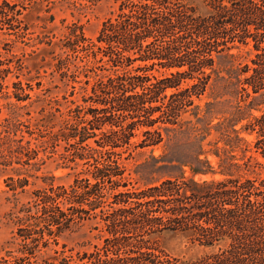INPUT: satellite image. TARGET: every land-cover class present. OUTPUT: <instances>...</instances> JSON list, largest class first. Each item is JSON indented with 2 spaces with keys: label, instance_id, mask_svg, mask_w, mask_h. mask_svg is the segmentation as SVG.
<instances>
[{
  "label": "trees",
  "instance_id": "obj_1",
  "mask_svg": "<svg viewBox=\"0 0 264 264\" xmlns=\"http://www.w3.org/2000/svg\"><path fill=\"white\" fill-rule=\"evenodd\" d=\"M116 1L95 40L75 26L64 45L113 70L97 74L85 104L51 135L86 168L68 186L34 192L14 236L16 251L0 264H57L38 253L91 219L103 243L59 264H264V177L239 174L251 157L241 162L234 154L242 140L237 125L264 103V0H203L206 13L185 0ZM25 9L0 0V29L23 28ZM249 44L251 63L236 64L232 50ZM11 62L0 59V96L31 99L29 83L6 90ZM185 79L193 83L182 88ZM208 88L212 99L195 104ZM244 129L256 133L254 148L264 157V109ZM138 131L137 146L151 154L134 171L145 187L130 188L120 149H129ZM158 146L163 151L155 155ZM167 230L191 232L212 250L193 259L172 255L152 242Z\"/></svg>",
  "mask_w": 264,
  "mask_h": 264
},
{
  "label": "rangeland",
  "instance_id": "obj_2",
  "mask_svg": "<svg viewBox=\"0 0 264 264\" xmlns=\"http://www.w3.org/2000/svg\"><path fill=\"white\" fill-rule=\"evenodd\" d=\"M16 1L26 7L21 16L23 28L17 32L0 29V59L12 61L13 73L6 80L7 91L12 93L15 89L12 83L18 81L24 87L29 83L32 88L27 89L31 99L26 101L0 96V257H7L8 250L16 251L18 245L14 236L24 223L22 219L26 207L32 204L34 192L50 184L68 186L86 168L83 160L71 155L72 150L66 148L65 140L54 142L51 135L60 134L66 120L71 119L74 108L85 104L84 98L91 94L97 74L107 75L113 70L109 64L95 60L92 55L87 57L83 51L73 52L64 45L75 26L95 40L102 22L114 15L118 7L116 0ZM185 2L203 13L207 12L203 0ZM232 52L235 63L243 65L251 63L255 54L252 44L240 45ZM85 66L89 70L88 77ZM162 72L153 71L156 75ZM192 83V79H185L180 86L184 88ZM172 91L168 90L169 93ZM211 99L210 88L200 97H194L195 104L201 107ZM263 109L264 103L256 105L250 115L237 125L242 140L234 148V154L241 162L251 157L249 167L243 166L239 172L247 177H264V157L254 148L256 133L244 129L252 116L260 115ZM185 117L192 116L187 113ZM138 132L129 149H120L130 188L145 187L134 171L151 154V148L137 146L143 138ZM9 142L13 144L11 151ZM91 143L95 145L93 139ZM19 145L24 148H18ZM162 151L161 146L154 148L155 155ZM209 158L217 168L218 158L212 154ZM216 177L222 178L219 174ZM97 221L84 220L73 226L59 239L58 245L52 243L47 249L43 248L38 253L39 260L59 264L63 256L77 259L78 253L94 250V246L103 243L102 233L94 228ZM152 242L172 255L189 259L212 250L200 245L191 232L163 231L153 235Z\"/></svg>",
  "mask_w": 264,
  "mask_h": 264
}]
</instances>
